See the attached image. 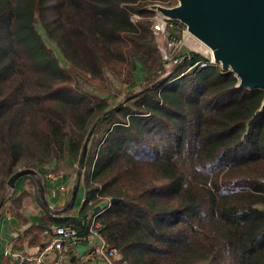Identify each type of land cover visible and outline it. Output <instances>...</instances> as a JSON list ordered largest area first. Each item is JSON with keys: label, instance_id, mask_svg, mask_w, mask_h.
<instances>
[{"label": "trees", "instance_id": "16d2710c", "mask_svg": "<svg viewBox=\"0 0 264 264\" xmlns=\"http://www.w3.org/2000/svg\"><path fill=\"white\" fill-rule=\"evenodd\" d=\"M152 3L174 0H0V208L17 170L78 166L93 128L86 201L64 217L43 206L30 240L57 224L83 237L117 198L98 214L112 264H264V91L198 52L163 59Z\"/></svg>", "mask_w": 264, "mask_h": 264}, {"label": "water", "instance_id": "95a60500", "mask_svg": "<svg viewBox=\"0 0 264 264\" xmlns=\"http://www.w3.org/2000/svg\"><path fill=\"white\" fill-rule=\"evenodd\" d=\"M147 8L165 20L177 21L186 27L189 34L210 50L212 58L223 71L235 74L239 87L264 89V0H174L169 5L152 3ZM121 105L111 108L105 115ZM260 110H264V99ZM92 130L82 146L70 197L61 209H51L42 178L32 169L17 170L8 178L7 185L14 188L17 179L30 175L36 180L40 199L47 209L56 216L70 211L75 206ZM117 201V198L102 201L94 206L93 212Z\"/></svg>", "mask_w": 264, "mask_h": 264}, {"label": "crops", "instance_id": "0c3cea01", "mask_svg": "<svg viewBox=\"0 0 264 264\" xmlns=\"http://www.w3.org/2000/svg\"><path fill=\"white\" fill-rule=\"evenodd\" d=\"M198 53L201 54V52ZM69 164L75 165L71 162ZM77 169L78 166L76 165L75 171ZM56 170L58 169L52 171L57 174L55 178H47L50 169H46L41 177L45 197L51 209H61L66 204L73 188V180H75L70 174L60 175ZM82 182L81 179L79 185V189L82 186L81 193L80 195L77 194L73 209L57 217L78 214L81 208L80 197L84 194V184ZM60 186H64V188L60 189ZM10 190L12 192L10 199L5 200L0 208V264H29L28 258L39 252L45 239L43 235L41 243H37V239L30 240L32 235L29 233V229L33 225L39 226L41 224L42 217L45 214L44 204L39 196L38 184L32 176L24 175L20 177L15 181L14 188H10ZM18 196L22 197L21 203L18 209L15 210L16 214H13L10 206L11 200ZM51 214L56 216L52 212ZM19 243L21 244L17 248ZM88 246L89 244L85 240L77 242L70 250L65 263L73 259L69 264H105L99 257L87 255ZM119 257L118 255L116 258ZM45 263L49 264V262Z\"/></svg>", "mask_w": 264, "mask_h": 264}, {"label": "built area", "instance_id": "2783aa9c", "mask_svg": "<svg viewBox=\"0 0 264 264\" xmlns=\"http://www.w3.org/2000/svg\"><path fill=\"white\" fill-rule=\"evenodd\" d=\"M180 25L181 24L177 21H168L155 14L153 24L154 32L157 35H163L165 37V45H167L169 52L175 53L178 49L177 47L179 42V39L169 35V29L174 27L176 28ZM204 57L206 60L199 64L201 67L217 64L212 58L211 53L209 56ZM172 61L174 63L178 62L179 58L174 57ZM56 175L57 174L55 172H49L47 174V178L52 179L55 178ZM59 188L63 189L64 186H60ZM105 200H109V198H105L102 201ZM84 201H86V197L83 194L80 197V202L82 203ZM102 210L103 209L98 212L92 211L89 213L87 218L88 231L83 237H80L77 230L71 225L57 224L45 229L43 232L45 239L41 248L36 255L28 258L29 264H41L43 262H49V264H64L67 261L70 250L75 246L80 238L87 241L89 244L87 255L99 257L105 264H112V259L118 256V252L116 248L108 246L99 233L101 222L98 219V214L102 212Z\"/></svg>", "mask_w": 264, "mask_h": 264}, {"label": "rangeland", "instance_id": "374dc122", "mask_svg": "<svg viewBox=\"0 0 264 264\" xmlns=\"http://www.w3.org/2000/svg\"><path fill=\"white\" fill-rule=\"evenodd\" d=\"M153 24H154V20H155V13L153 15ZM153 27V25H152ZM172 29H178L180 30V36H179V42H178V49L175 53L173 52H169L167 45H165V37L163 35H157L154 32V28H153V34L156 37V42L159 48V51L161 53V56L163 59L168 60L170 58V56L175 55L177 53L180 52H201L202 55L204 56H209L210 55V50L203 45L200 41H198L195 37H193L191 34H189L186 31V27H184L183 25L181 26H177L176 28H172ZM168 32V30H167ZM49 44L55 48V45L51 42H49ZM57 55L60 57V62L63 65L65 63L64 59L62 58L60 52L57 50V48H55ZM198 50V51H197ZM168 66V65H166ZM113 82V89L114 90H120V94L118 95V99H122L124 97V95L128 92V88L126 87L125 84H122L116 80H112ZM137 87V86H136ZM76 165H71L69 163H67L66 161L58 164L57 168L58 174H70L72 176L74 183L76 181V177H77V170L75 171ZM41 177V176H40ZM38 178V177H37ZM73 183V185H74ZM82 188V186H81ZM81 188L78 191V195H80L81 193ZM76 204V203H75Z\"/></svg>", "mask_w": 264, "mask_h": 264}, {"label": "flooded vegetation", "instance_id": "af4514ba", "mask_svg": "<svg viewBox=\"0 0 264 264\" xmlns=\"http://www.w3.org/2000/svg\"><path fill=\"white\" fill-rule=\"evenodd\" d=\"M261 90H263L264 91V89H261ZM264 99V98H263Z\"/></svg>", "mask_w": 264, "mask_h": 264}]
</instances>
